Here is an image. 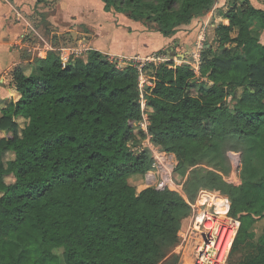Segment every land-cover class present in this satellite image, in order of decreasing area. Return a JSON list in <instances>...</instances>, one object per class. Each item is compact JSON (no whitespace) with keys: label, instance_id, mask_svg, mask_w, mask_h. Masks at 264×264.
Returning <instances> with one entry per match:
<instances>
[{"label":"trees","instance_id":"obj_1","mask_svg":"<svg viewBox=\"0 0 264 264\" xmlns=\"http://www.w3.org/2000/svg\"><path fill=\"white\" fill-rule=\"evenodd\" d=\"M104 11L154 26L165 38L209 12L216 0H100ZM39 4L40 0H36ZM199 70L173 61L145 65L151 143L177 160L173 180L193 201L199 190L230 201L240 228L232 264H264V191L240 198L237 178L206 157L216 142L264 133V44L251 22L264 11L231 3ZM161 53H156V56ZM164 56L168 55L166 52ZM17 67V101L0 109V264H174L166 250L190 209L181 194L136 187L151 167L139 146V72L95 50L65 63L57 55ZM28 118L18 130L14 119ZM13 153L8 163L2 153ZM180 178V183L177 182ZM258 183L264 186V174ZM172 252V251H171ZM165 262V263H164Z\"/></svg>","mask_w":264,"mask_h":264},{"label":"rangeland","instance_id":"obj_2","mask_svg":"<svg viewBox=\"0 0 264 264\" xmlns=\"http://www.w3.org/2000/svg\"><path fill=\"white\" fill-rule=\"evenodd\" d=\"M40 1L41 3L38 4L36 0H0V48L2 50L5 48L7 52L9 49L15 48L17 37L20 38L23 36V29L27 30V28L23 26H30L32 31L38 32V34L46 37L49 42L57 45L58 48L68 47L71 49L80 48L79 43L82 41L95 39L105 40L110 36H114L117 41L123 40L125 37V35H123L125 30L129 29L127 28L128 18L114 11L105 12L104 5L100 0ZM15 10L23 14L21 15L23 20H25L22 22L23 26L19 25L20 21L16 20V17L20 19V16L16 12L14 14ZM11 13H13L15 17L11 16ZM210 26H212V24L207 25V28L204 30V37L200 40L201 49L205 43L212 42L214 27ZM152 27L154 26L150 25L143 30L141 26L137 25V29L134 28L133 32H150ZM31 29L29 28L25 32L24 36L26 39H22V42L29 40L31 36L29 32H32ZM194 29L200 32L202 29L201 23L200 25H196ZM194 29L185 32L191 33ZM31 40L35 43L34 37H32ZM172 48L176 55H181L183 53L174 50L175 46L173 45ZM201 49L194 48V51L199 53ZM167 50L168 48H164L162 51L165 52ZM164 52H159L161 53L160 56L163 57ZM156 53L158 52L149 53L140 57L145 59L154 56ZM166 53L168 55L164 56V59L167 61L175 60V57L169 54L168 51ZM76 54L81 57L84 55V52L81 50L76 52ZM191 55L192 54L189 56ZM21 57L26 59L28 55L22 54ZM42 57H44V55ZM75 58L78 57L72 54V56H65L62 61L68 63ZM113 60L117 63L119 61L117 59ZM131 62L134 63V61ZM124 66L125 65H118L119 68ZM151 71L150 69L143 71L142 90L144 92L147 87L153 86L150 80ZM14 121L17 123L18 130L21 132L27 125L28 118L18 116ZM206 157L215 161H221L225 164L228 171L235 174L240 187L239 196L241 199L245 201L255 200L264 191V186L258 183L259 178L264 174V133L256 140L238 141L235 138H231L222 142H216V144L206 152ZM13 158V153H2V160L5 164ZM180 181L181 179L177 178V182L180 183ZM175 184L179 187L178 192L183 195V187L176 182ZM143 189H145V187L141 182L136 187V192L140 193ZM261 227H264V221L257 223V232ZM174 250L175 249L166 250L165 261L174 259V264H189V259L186 256H177L174 254ZM238 257L237 255L234 259L229 258L227 264L234 263Z\"/></svg>","mask_w":264,"mask_h":264},{"label":"crops","instance_id":"obj_3","mask_svg":"<svg viewBox=\"0 0 264 264\" xmlns=\"http://www.w3.org/2000/svg\"><path fill=\"white\" fill-rule=\"evenodd\" d=\"M244 0H216L212 9L206 14L194 19L190 24L182 26L179 28L177 33L171 38H165L160 33L156 32L154 29H150V32H141L134 33V28L137 29V25L141 26V29H146L147 26L140 24L139 22L127 19V28L124 34L125 37L123 40H116L114 36H110L105 40L95 39L82 41L79 44L80 48H68L61 47L58 48L57 45L49 42L46 37L38 34V32L32 31L30 26H23L25 20H23V15L21 12L15 10V12L20 16V19L16 17V20L20 21L19 25L27 28H30L32 32L28 41L22 42V39H26L25 32L26 29H23V36L16 39L15 48L9 49L7 52L5 48L2 50L0 48V109L2 101L13 100L17 101L19 99V93L17 92L13 82L12 74L17 67H27L29 65L33 66L36 59H45L50 54H55L59 58L65 54H75V57L82 58L85 60L86 54L89 50H95L100 52L102 55L106 56L110 61L117 59L118 65L127 66L128 62L138 61L143 59L140 56L153 53V52H164V48H168L169 54H171L174 59V63L178 65L177 62L187 61L194 62L197 57L200 56V52L194 51V48L200 46V40L204 37V30L207 28V25H211L215 28L217 25H228V21L225 19L224 15L231 3H236L237 5L242 3ZM250 5L258 10L264 11V0H248ZM19 12V13H18ZM13 13L10 15L15 17ZM22 20V21H21ZM202 26L201 31L194 29L196 25ZM252 30L255 36L258 38L261 44H264V27L260 24L259 21L253 20L251 23ZM210 26V27H212ZM146 27V28H145ZM194 29L189 32L188 30ZM132 30V31H131ZM133 32V33H132ZM32 37L35 38V43L32 41ZM11 38V37H10ZM214 31L212 45L214 48L217 47V44L214 42ZM172 45L175 46L176 51L183 52L181 55L173 51ZM195 46V47H194ZM84 52V57L76 54L78 51ZM170 50V51H169ZM186 50V51H183ZM165 51V52H167ZM59 52V53H58ZM64 52V53H62ZM22 54L28 55V58L21 57ZM192 54L191 56H189ZM44 55V57H42ZM180 57V58H179ZM121 67V68H124ZM1 116V114H0ZM4 137V133L0 132V139ZM186 226L185 219L181 221L180 228L177 232L183 233ZM179 236H177L178 239ZM191 251H183L182 256H186L189 259Z\"/></svg>","mask_w":264,"mask_h":264},{"label":"built area","instance_id":"obj_4","mask_svg":"<svg viewBox=\"0 0 264 264\" xmlns=\"http://www.w3.org/2000/svg\"><path fill=\"white\" fill-rule=\"evenodd\" d=\"M198 49L200 50L201 46ZM65 56H72V53L62 55L60 59L64 60ZM164 58V56H156L155 54L152 57L134 61V63H127V65L132 64L135 66L139 72L138 87L140 91L141 119L135 127L145 134V138L139 143V146L132 148V150H147L150 154L151 167L145 172L142 181L145 189H168L179 193V187L173 180L174 169L177 166L176 157L151 143V137L148 134L149 109L144 96L145 92L142 90L145 65L165 63L167 60ZM112 62L118 66L117 62L114 60ZM180 64H188L198 73L199 57H197L195 63L184 60L178 63V65ZM182 197L190 212L185 218L184 232L177 235L179 237L174 248V254L179 256L182 255L183 251H191L189 264H227L240 228L239 219L230 216L229 199L204 189L199 190L193 201L187 200L184 194Z\"/></svg>","mask_w":264,"mask_h":264}]
</instances>
